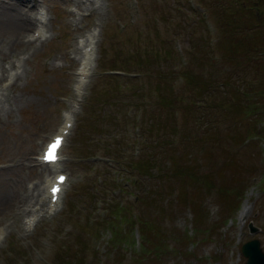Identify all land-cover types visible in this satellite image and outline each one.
I'll return each instance as SVG.
<instances>
[{"label":"rangeland","instance_id":"1","mask_svg":"<svg viewBox=\"0 0 264 264\" xmlns=\"http://www.w3.org/2000/svg\"><path fill=\"white\" fill-rule=\"evenodd\" d=\"M37 2L46 13L48 38L36 37L38 25L29 31L16 27L11 19L0 20V228L5 233L0 264H77V258H82L80 264H246L242 246L254 238L264 251V135L250 140L245 134L239 141L237 135L247 133L246 128L232 126L218 105L230 97L219 85L224 74L242 87L252 78L261 81L264 71L256 61L237 71L231 62L218 58L212 65L198 66L196 57L205 49L202 45L195 55L198 38L209 40L215 52L219 46L214 1ZM17 7L37 12L19 0L0 1L7 12ZM260 7L264 14L263 2ZM92 31L97 36L93 69L79 97L82 55L74 49ZM17 39L24 43L14 44ZM143 53L151 55L146 66L138 63ZM10 57L21 65L19 78L16 68L5 69ZM110 68L128 72L122 71L116 83L107 77ZM186 68L216 75V88L207 98L187 86L179 73ZM168 96L172 105L163 99ZM65 111L75 120L61 162L69 185L57 210L50 212L45 204L44 211L36 212L46 177L53 174L38 163V157L45 141L63 124ZM209 120L218 126L210 129ZM170 154L197 160L202 172H211L217 183L232 180L234 162L242 168L244 192L239 207L248 199L243 219L238 212L232 215L226 210L216 192L200 199L209 216L195 233L193 210L175 201L167 204L173 195L166 197L163 206L149 208L148 194L166 188L157 175L170 165ZM149 155L158 167L154 177L135 168L139 159ZM171 183L176 194L179 183ZM192 189L188 187L189 192ZM116 205L151 219L162 215L155 223L168 229L171 246L163 249V260L148 248L143 251L144 237L138 227L121 225L125 234L120 237L126 235L128 240L120 245L111 241L114 234L107 221L114 218ZM101 222L96 237L89 227ZM250 223L258 227L257 232H250ZM84 225H88L85 230ZM59 251L61 256L56 257Z\"/></svg>","mask_w":264,"mask_h":264},{"label":"trees","instance_id":"2","mask_svg":"<svg viewBox=\"0 0 264 264\" xmlns=\"http://www.w3.org/2000/svg\"><path fill=\"white\" fill-rule=\"evenodd\" d=\"M213 1L215 13L219 18L218 30H221V36L218 40L219 46L217 45V52H215L210 49L211 45L209 44V40L203 41L202 38H198L196 40L197 45L194 46L195 55L201 51L202 45L205 46L204 53L201 57H196L198 66L200 68H203L204 66L207 67L208 65H212L215 58H218L224 63L225 61L231 62L236 67L237 71L246 69L247 65L256 61L259 63V66L261 67L260 69H263L264 71V14H262V7H260L262 2L264 6V0ZM206 47L208 50H206ZM142 56H144V59L141 58ZM142 56L138 58L143 61H139L138 63L146 66L145 63L148 62L151 55L149 53H143ZM129 61L130 60H126L124 64L128 65ZM187 69L188 68L179 72L181 73L182 78L186 81L185 83L187 86L189 85L191 89L196 88L198 90L197 94H199L200 97L207 98L209 95L206 96V94H211L216 88V75L205 71L187 72ZM109 70H119L121 72L126 71L122 68H110L107 71ZM107 77H109L108 79L112 82L114 81L117 83L121 76L117 73H109L107 74ZM229 77L230 76L224 74L223 81H221L219 85L225 87L226 91L230 94V97L227 99L225 98L226 101L222 100L224 103L218 105L224 110V114L231 118L232 126L241 125L246 128L245 132L247 133L240 131L237 135L239 141L244 139L245 134H249L246 136H248V139L250 140L253 137H261L264 135V77L261 81L258 79L256 81L252 78L250 79V84L248 86L242 87L239 86V84L236 85L232 83L230 81V79H232L231 77L230 79H227ZM164 98L167 105H172L173 99L170 96L163 97V99ZM174 98L176 100V95ZM210 121L212 120H209L208 123ZM218 124L217 121L213 120L210 129L218 126ZM177 131V128L175 129L174 127L173 132L175 133ZM209 133L210 132H208L207 135ZM230 136L233 137V135ZM178 152L179 151L176 150L174 153ZM152 158L153 157H150L149 155L147 158L139 159L135 168H138L140 174L146 173L149 176L154 177V168L158 169V167L155 166V161ZM167 161L170 165L165 166L166 170L161 173V176H159L160 172L157 175V177H159L158 181L161 182V187L165 185L166 188H161L160 190L152 191L150 195L148 194L146 202L148 203L149 208L150 206L153 207L158 204L163 206L166 197L173 195L168 200L167 204L170 205L172 201L173 203L175 201L176 204H183L185 207H189L193 210V225L195 226L193 228L196 229H194V233L197 232V230L199 231L203 224L207 223L206 219H208L209 215H207L202 202L205 197L207 198L208 195H213L214 192L218 194L217 197L219 199L221 198L223 200L225 205L224 208L226 210H229L232 215L237 212L240 206V199L243 195L242 193L244 192L242 184L244 180H241V174L244 171L242 168L238 167L235 162L233 163L235 167L232 180H222L220 183H217L214 176L211 175V172H202L197 164V160L196 162L191 159L185 160V158L179 154H170L167 156ZM228 165L229 164H226V166ZM171 182L179 183L180 188L176 194L174 193L175 188ZM190 186L193 188L192 192L188 191V187ZM202 198L203 200L201 202L200 199ZM160 210L163 209L160 208ZM113 211L114 218L110 221H107L108 219L105 220L110 225L108 227H111L113 230L114 236L111 239L112 242L120 245L128 240L126 235L123 236L124 239H121L120 237L122 234H125L121 232V225L126 224L129 226V229L138 227L139 230L142 231L144 237V239H142L143 251L145 252L149 249L147 252L155 255L159 260H163L164 252L171 246L167 245V240L169 238L168 229L166 230L162 225L160 226L155 223L157 219H161V214H156L158 217L154 216V218L151 219L147 216L148 214L144 215V213H136L128 206L119 208L118 205L115 206ZM102 223L103 222L97 226H91V228L89 227V229L95 233L96 237H99L100 235L98 232L101 230ZM88 225H84L83 230L88 228ZM186 237V235L183 237L184 244H187L188 241L185 239ZM83 245L85 246L86 244L84 243ZM59 254L60 251L56 253V257L61 256ZM141 258H144V256H141ZM76 263H83L82 258H77Z\"/></svg>","mask_w":264,"mask_h":264},{"label":"bare ground","instance_id":"3","mask_svg":"<svg viewBox=\"0 0 264 264\" xmlns=\"http://www.w3.org/2000/svg\"><path fill=\"white\" fill-rule=\"evenodd\" d=\"M0 1H10V0H0ZM20 1V4H25L26 3V6H29L28 8L30 10L32 9H36V14H32V13H27V11H24L23 8L22 10H19V8H10L11 11L10 12H7L5 11V9H2L0 8V20H7L6 18L8 19H11L12 22L15 23L16 27H19L21 29H26V30H32L33 27H35L40 21V18L44 17L43 14H40L41 10L39 9V5H38V2L37 0H19ZM25 6V5H24ZM20 7V6H19ZM17 10V14H15L14 12L12 11H15ZM14 13V14H12ZM38 13V14H37ZM12 15V17H11ZM16 15V16H15ZM40 16V17H39ZM13 23V24H14ZM32 26V27H31ZM31 27V28H30ZM29 28V29H28ZM36 30H39L40 31V34L42 36H47V30H45V28H42L41 27H38ZM95 33L94 34H88L87 36V39L85 41V49L86 51L83 50L82 47H75L74 49V52L76 54H78V56H83L85 58V60L81 63V68H80V79H79V87L78 89H82L83 85H84V82L85 80L83 79L82 80V76L84 77H88L89 74L91 73V70H92V66H93V53H94V45H95ZM23 41V40H22ZM24 43L23 42H20L18 39L14 42V44H22ZM28 43H31V40H28ZM2 53H4V56L6 55L7 51H3ZM8 55V53H7ZM9 56V55H8ZM7 58V56H5ZM5 61H8L9 63V66H6L5 69H8V67H12V68H16L17 70V73L15 76H17L18 78L20 77V74H19V69L21 68V65L19 63H16L15 60H11V57L10 59L8 60H5ZM77 61V60H76ZM79 62V61H78ZM5 66V65H3ZM70 116H67L66 117V121L69 122L71 121L70 120ZM65 127V126H64ZM43 164V163H42ZM46 166H50V170L54 171V172H57L58 169H59V165H53V164H45ZM50 182H51V179L50 178H46V187L43 188L42 190V194H40V198L38 199V201L40 202V206L39 208H37L38 211H44V208H42V206H45L46 204V198H47V187L50 185ZM39 188V191H40V186L38 187ZM34 196H35V193H34ZM50 203V201H49ZM247 205H248V199L246 198L242 204L241 207H239L240 209H238V218H242L243 219V216H245L246 214V208H247ZM2 236H3V231H0V240L2 239Z\"/></svg>","mask_w":264,"mask_h":264},{"label":"water","instance_id":"4","mask_svg":"<svg viewBox=\"0 0 264 264\" xmlns=\"http://www.w3.org/2000/svg\"><path fill=\"white\" fill-rule=\"evenodd\" d=\"M253 223L248 224L250 232H257L258 227L252 225ZM261 242L258 238H254L242 246V252L246 256V264H264V251Z\"/></svg>","mask_w":264,"mask_h":264},{"label":"snow or ice","instance_id":"5","mask_svg":"<svg viewBox=\"0 0 264 264\" xmlns=\"http://www.w3.org/2000/svg\"><path fill=\"white\" fill-rule=\"evenodd\" d=\"M61 141L57 139L52 145H50L49 150L44 156V159L48 162H54L58 157L56 155L58 147L60 145ZM63 177L60 178L61 182H63ZM58 191V189H53V192Z\"/></svg>","mask_w":264,"mask_h":264}]
</instances>
